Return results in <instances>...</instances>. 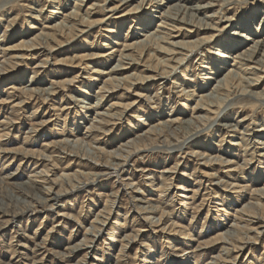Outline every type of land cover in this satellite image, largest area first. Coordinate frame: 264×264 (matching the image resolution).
Listing matches in <instances>:
<instances>
[{
	"label": "rangeland",
	"instance_id": "rangeland-1",
	"mask_svg": "<svg viewBox=\"0 0 264 264\" xmlns=\"http://www.w3.org/2000/svg\"><path fill=\"white\" fill-rule=\"evenodd\" d=\"M75 1L0 0L2 49L30 40L40 31L51 32L54 22L75 5L78 10L71 20V35L58 37L46 49H38L22 60L15 57L21 50H6L4 54L0 51V64L2 55L18 62L13 68L8 67L12 72L0 79V208L7 213L0 212V264H79L86 250L70 254L67 251L82 243L84 236H92L89 231L93 224L99 226L96 220L101 214L108 217L107 222L101 226L100 236L90 243L92 247L87 249L83 264H212V254L222 257L218 264H264V144L259 143H264V69L250 63L248 67L256 68H247L244 81L237 82L232 94L213 90L217 79L223 81L227 68H236L231 66V56L243 50L247 42L224 43L237 30L238 23H247L251 37H264V29L260 32L254 28L264 16V0H211L217 6L206 11L193 9L216 30L194 31L191 25L180 23L184 29L172 32L168 41H195L214 35L212 43L186 56L181 64L171 59L164 60L165 65L155 64L158 59L178 54L133 52L134 64L111 74L127 76L126 79L120 87L105 92L99 88L107 78L102 71H109L116 64L120 52L129 53L120 44L138 36L132 31L140 14L127 10L139 1L122 5L117 0H83L80 4L76 1L79 5ZM164 1L172 4L177 0ZM207 1L192 0L187 6L204 5ZM115 6L112 12L102 10ZM85 15L93 24L90 27L79 21ZM227 16L233 19L234 26L230 28H224ZM151 20L148 30L156 28L153 22L157 18ZM190 28L192 32L188 31ZM110 47L116 51L108 54ZM217 49L224 50L230 58L220 62L210 54ZM83 53L86 57L81 59ZM170 67H175L171 73L164 72ZM94 69L100 72L92 73ZM33 71L37 72L33 87H54L53 96L44 101L41 97L28 99L20 91L28 85ZM181 89H194V95L186 97ZM99 93L104 96L95 111L80 107L88 104L79 100L93 104ZM200 94L215 99L214 112L207 114L193 108ZM20 99L24 101L18 103ZM108 110L118 113V118L89 136V120ZM200 115L202 121L195 118ZM11 117L16 123L9 126ZM167 119H177L179 123L158 141L147 142L143 150L129 155L124 162L120 160L127 154V144ZM229 123L233 125L225 126ZM32 126L35 132H31ZM61 150L75 151L84 159L80 161ZM114 154L120 159H113ZM89 155L98 156L102 164L85 158ZM43 156L46 160L41 159ZM206 156L218 159L210 165L205 162ZM113 161L125 164L122 168L106 166ZM44 166L49 168V179L65 173L71 174L73 182L84 179L85 173L101 176L94 184L80 185L74 191H69V180L64 179L68 190L50 207L51 201L47 205L37 202L44 200L41 190L24 184L32 177L39 179L34 175ZM11 173H15L12 179ZM127 182L132 184L126 186ZM56 183L60 185L62 181L58 178ZM162 184L167 189L160 192ZM58 185H52L54 191ZM140 189L145 194H140ZM257 195L261 197L258 202L254 199ZM135 203L157 207L158 212L151 213L149 220L161 217L160 221L147 222L146 212ZM251 204L256 207L249 214L256 213L260 221L253 218L246 228L233 226L238 223L239 210ZM24 205H31V210L11 217V212ZM109 208L108 215L105 211ZM61 210L68 219L57 216ZM219 234L224 239L205 246ZM223 240H233L241 248L231 250L232 243ZM222 247L230 249L229 253H224ZM58 253L65 255L59 257Z\"/></svg>",
	"mask_w": 264,
	"mask_h": 264
},
{
	"label": "bare ground",
	"instance_id": "bare-ground-1",
	"mask_svg": "<svg viewBox=\"0 0 264 264\" xmlns=\"http://www.w3.org/2000/svg\"><path fill=\"white\" fill-rule=\"evenodd\" d=\"M76 1H78L80 4V2H82L83 0H76ZM76 1L74 4L79 5L78 2H76ZM117 1H121V5H122L124 3H129L130 1H134V0H117ZM138 1L139 2H138L137 6L129 8L127 10V12H133V13L137 12L140 14V16L136 17L137 18V21L135 24L136 26L135 27L133 26V29H135V30L132 31V33H135L138 36H135L133 38V40H131V42H128V43H126V42H123V44H120L117 42L115 43V44L122 45L123 46L122 50L123 51H129V53L120 52L119 56H118V61L116 62V64H114L109 69V71H105V72L102 71V74L107 75L106 76L107 78L104 79V81H103L104 83L99 87L100 90L102 89L104 92L105 91H113L115 88L120 87V85H121L120 83H122L121 81L126 79L127 76H125V77H112L111 74L119 73L122 70L127 69L128 67H125V65H127V64L130 66L132 64H134L135 58L132 54L133 52H137V53H144L145 52L147 55L151 54L150 51L163 52V53H165V55H169L170 53H174V54H178V56L177 57L172 56V57L161 59V60L158 59V61L155 64L157 65L158 63H161V65H162V63H164L163 65H165L166 62H164V60H167V59H171V60L177 62V64H181L184 61L186 56H188L189 54H191L193 52H197L198 50L202 49V47L204 45L212 43V39H213L214 35H212L208 38L196 39L195 41H193V40L192 41L176 40V41H171V42L168 41V39H170V37L173 36V35H171L172 32L177 33V32L184 29L183 27H181L180 23L191 25L192 27H194V31L195 30L197 31V28L216 30L213 27H211V25H210L211 23L207 22V20L204 19V17H198V15L196 14V11H200V10L206 11L207 9L213 8V6H215L216 4L213 3L211 0L207 1L206 4H204V5L195 4L194 6H187V4L191 3L192 0H177L175 3H172V4L170 2H165L164 0H138ZM168 1H170V0H168ZM139 3H141V4L139 5ZM76 7L77 6L75 5V7L72 10H70V12L68 14L63 15V17L60 21L54 22V24L50 27L52 29L51 32L40 31V33L35 34L30 40H28V39L26 41L20 40L18 44L7 47L5 49L4 48L2 49V47H0V51L3 52V54H4V52L6 50H8L9 52L12 50H21L22 52L19 53L20 55H18V56L16 55L15 57L22 60L24 58H27L28 55H32V53H34L38 49H41V48L46 49V46H48L52 41L54 42V40H58V37H63L65 34L71 35V33H72L71 29L73 28V24L71 23V20L75 19L74 17L77 16V11H78ZM116 8H117L116 6L111 7L109 9H105V7H102V10H105V11L107 10V11L112 12V11L116 10ZM135 8H138V9L136 10ZM154 9H157V10L159 9V10L154 11ZM193 9H195L196 11ZM51 12L60 13L59 11H51ZM154 12H157L158 14L154 15L153 14ZM218 12H219V10H218ZM204 16H206L207 18H210V17H213L214 15H204ZM153 18H157V20L155 22H153L154 25L156 26V28L151 29V30L146 29V27L153 21V20H151ZM261 19L262 20L258 23V26L254 27L255 29H258L260 32H261V30L264 29V16H262ZM225 20L227 21V24L224 26V28H230V27L234 26V23L232 22L233 19L231 17L227 16V17H225ZM79 21L80 22H86L87 27H90L91 25H93L92 22L89 21V17L87 15H85V17L80 16ZM246 24L247 23L239 22L237 27H235V28H237V30L232 31L229 34V39H226V40L224 39V43H227V44L233 43V45L235 43H241L243 41H247V42L244 44V47L242 46L243 50L239 51V53H237V54L235 53L236 55L231 56V57H233V58H231V60L233 61L231 66H235L236 68H227L226 69L227 73L225 74L223 81L221 80L223 82L222 84H220V82H221L220 78L217 79V78H212V77H206L207 78L206 80H214L215 81L217 79L216 81L218 83L215 86L213 85L214 89L212 88L214 91L232 94L234 89L237 86V82L238 81L239 82L244 81V79H245L244 75L246 74L247 68L248 69L256 68V67H248L250 65V63L259 64L264 69V62H263V60H264L263 59V57H264V37L261 39H256V36L251 37L250 36L251 35L250 29L246 26ZM30 28H35V27L30 26ZM191 28L188 31L192 32ZM110 30L108 32H110V33L114 32L113 30L112 31H110ZM77 31H79V30H77ZM186 31H187V29H186ZM79 32L84 33L87 31L82 30ZM252 35H254V32L252 33ZM3 36L4 35L1 34L0 41L4 40V39H2ZM162 43L169 44V46H171V47H168V46L165 47L164 44H162ZM1 45H2V43H1ZM260 50L263 51L261 54H260ZM114 51H116V49L114 47H110L108 54H111ZM208 52H211V51H208ZM210 54H213V57L219 58L220 62H223V63L225 62L226 58H230V56L228 54H226L224 52V50H220V49H217L216 51L211 52ZM80 57L82 59V58H85L86 55L83 53L82 55H80ZM110 57H112V56H110ZM174 57H175V59H174ZM1 61H2V63L0 64V79L2 77H4L6 74H8L9 72H12V71H10L9 68H13L14 66H16V64H18V62L12 61L9 58L7 59L4 55H2ZM43 63H45V62H43ZM174 68L175 67H170L169 71H164V69L162 71L167 72V73L168 72L171 73V71ZM96 72H100V71H98V69H94L92 71V73H96ZM36 73H37L36 71L32 72V75L27 82L28 85L25 87L24 86L21 87L22 89L20 91L25 92L24 94L27 95L28 99H31V98L35 99L37 97L38 98L41 97L44 101V99H46L49 95L53 96L55 94V90H54V87L41 88V89L36 88V87L34 88L33 85L35 83H37L35 80V74ZM210 73H212V72H210ZM91 77L92 76L88 77V81H91ZM142 78H144V80H145V77H142ZM201 86H202V80H201ZM80 91L84 92L82 89H80ZM180 91H183L182 93L186 97H192L194 95V92H193L194 89H191V90L181 89ZM103 96H104L103 94H100V93H99V95L97 94V96L95 97V102L93 104L92 103L90 104V103L83 101V100H79V102H83V103L88 104L87 106L81 105L80 107L85 108L87 111H89L90 109L92 111H95L99 106H101L100 104H101V99ZM198 96L199 97L195 101V105L193 108H196L198 110H200V109L205 110V113H207V114L214 112L213 109L216 107L215 99L212 98L208 94H200ZM239 98H240V96H239ZM73 100H78V99H73ZM23 101H24V99H20V101L18 103H21ZM129 105L130 104L126 105V109L128 108ZM205 108H207V109H205ZM96 115L97 116L92 117L89 120L90 123H89V126L87 127L88 129L86 130V131H89V133H90L89 136L94 134L100 128H102V127L104 128V125L111 123L112 119L118 118L116 116V115H118V113H111V111H109V110L106 112H98V113H96ZM195 118L196 119L200 118L202 121L201 115L197 116ZM14 119L15 118H12V117L9 118V120L7 121V124H9V126H12L13 123H16ZM176 123H177V125L179 123L177 119H167L166 121L159 122V125H153L149 129H147L144 132V134L138 135L135 139H133L130 142L131 144L126 145L127 147H129V149L127 150V154L124 156V159H120L115 154L111 155V156L113 157V159H117V160L120 159V160H123V162H124L128 158L129 155H132L139 150H143L144 149L143 145H145V143H147V142L151 143L152 141L156 142L159 140V138L167 135V132H169V130H171L173 128L174 124H176ZM144 124H145V126L149 125V123H147L146 121L144 122ZM232 125L233 124L229 123L225 126L230 127ZM32 131H34V132L36 131V129H34V126L31 127V132ZM89 136H87V137H89ZM81 139H84V137H81ZM259 143L264 144L263 142H259ZM61 152L66 153L69 156L71 155L80 161L82 158L84 159V157L78 155V153L75 151L70 150V151L66 152L64 150H61ZM196 154L200 155L197 152H196ZM44 157L45 156H43L41 159L46 160ZM49 158H50V156H48L47 159H49ZM85 158L94 159L96 165L102 164L99 161L98 156L97 157L96 156L91 157L89 155V157H85ZM204 158H205V162H208L210 165L215 164V160L218 159V158H215V160H213L214 158H209L208 156H206ZM52 161H54V159H52ZM123 162L113 161V162H110L106 166H108L109 168H118V167L122 168V166L125 164ZM33 164H35V162ZM103 165H104V163H103ZM48 172H49V168L44 166L38 175H34V176L40 177L39 179H41V180L37 179L36 177H32L29 180H27L26 182H24V184H26V186L29 189H34V190H39V191L41 190V193H43L42 197L44 198V200H40L37 202L40 204L42 202L43 205H47L48 201H51V203L49 204L50 207L53 206V203L57 204L60 201L61 196H63V194H65L67 192L68 188H66V186H64V182H63L64 179L69 180V189H70L69 191H74V190L80 189L82 187L80 185L85 186V185H89V184H94L98 180V178L101 176L99 174H94V173L93 174L85 173L86 176L84 179H78L76 182H73L70 179L71 174H68V173L63 174L62 173L64 176L60 175V177L57 176L54 179H49L48 177H46L48 175ZM164 172H167V171L165 170ZM11 174H12L11 175L12 177H10V179L13 178V176H14L13 174H15V173H11ZM58 178L62 181V183L60 185H58L56 183V180ZM48 182H49V184H47L48 186H45L44 183H48ZM7 183L11 184L10 180H8ZM52 183L59 186L56 191L53 190V188H52L53 184ZM129 184L131 185L132 182H127L126 186ZM12 185H14V184H12ZM133 187H135V186H133ZM166 189H167V187H165V184H162L160 186V190H161L160 192L165 191ZM139 193L145 194L142 189H140ZM259 198H261V197L257 195V196H255L254 199L256 200V202H258ZM137 200H141V199H137ZM110 202L112 203V201H110ZM145 203H146V201H145ZM134 205L139 210H142V211L144 210L146 212V215H145L146 219L145 220H148L147 222L158 223L160 221L161 217H159L157 219V221H152L151 219L149 220V215H151V213L158 212L159 209H157V207H153V205L143 206V205H138L137 203H135ZM218 205H221V204L219 203ZM255 207H256V205L253 206L251 204L248 207L244 206V208L239 210V214H238V216H236V218L238 219L237 220L238 223L239 222L245 223L243 226H240L238 223H235V224L231 223V224L235 227L246 228L248 226V221H251L253 218H257L256 219L257 222H258V220L260 221V216H258V215L256 216V213H254L253 215L249 214V212L254 211ZM30 210H31V205H24V207L19 208V210L11 212L10 215H11V217H14L15 215H18V214L23 215L24 213H27ZM110 210L111 209L109 208L105 212L109 215L108 212H110ZM219 210H223V208H220ZM160 211H161V213L163 212L161 209H160ZM0 212H3V214H7L6 212L2 211L1 208H0ZM57 216L64 217V219L69 218L68 214L65 213L63 210L59 211ZM107 219H108V217L101 214V218H98L96 220L97 223H99V226L93 224L91 230L89 231V235H92V236H84V240L82 243H80V244L76 243L74 246L69 247L70 250L68 249V251H67V253H69V254L72 251L75 252V251H79V250H86L84 255H83L84 257L82 258L83 261H81L79 264L86 263V261H84V260L86 257L85 254L87 252V249L92 247V245H90V243H92L94 241V237L100 236L101 226L106 224ZM262 221L264 222V220H262ZM263 227H264V225H263ZM253 232L255 234L260 233V232L254 231V230H253ZM262 232H264V230ZM241 238H242V236H241ZM222 239H224V235H220V236H218V238H215V239L207 242L205 244V246L215 244V241H218V240L221 241ZM244 239H245V237H244ZM223 242L228 243V244L232 243L231 245L233 246V248L231 250H234V248H236V247H238L239 249L241 248L239 246H236V244H234L233 240H231V242L223 240ZM175 249H178V248L176 247ZM221 250L224 251V253L225 252L229 253V251H230V249H228L226 247H222ZM221 250H220V252H221ZM55 252H57V251H55ZM69 254L67 256H69ZM61 255H65V253L59 254V257ZM211 258H215L211 262L212 264H218L219 262L223 261L222 257L216 258L215 255H213V254H212Z\"/></svg>",
	"mask_w": 264,
	"mask_h": 264
}]
</instances>
